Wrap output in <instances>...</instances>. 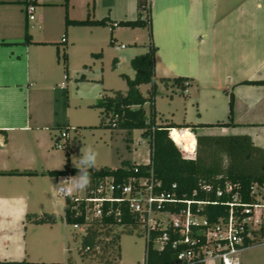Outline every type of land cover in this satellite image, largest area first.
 <instances>
[{"label": "crops", "instance_id": "crops-1", "mask_svg": "<svg viewBox=\"0 0 264 264\" xmlns=\"http://www.w3.org/2000/svg\"><path fill=\"white\" fill-rule=\"evenodd\" d=\"M147 1L150 26L130 27L117 23L137 18L138 0H68L67 4L64 0H0V261L64 264L69 258L71 241L77 236L66 227L65 202L56 193L63 176L47 174L62 169L67 161V149L56 143L64 138L61 132L67 134L73 125L59 122L58 116L68 114L78 100L96 108L87 103L112 89L106 75L133 77L131 58L150 45L157 47L156 77L188 78L184 89L171 81L157 82V89L165 90L169 98L161 107L156 92L155 120L159 115L165 119L157 124L227 121L232 94L235 126L173 127L172 136L174 130L191 131L196 142L199 134H245L264 149V84L243 83L264 81V0ZM29 4L35 6L31 20L26 13ZM66 16L71 20L105 18L106 24L67 26ZM25 26L30 43L24 42ZM190 38L198 46L194 54ZM197 53L200 60L194 66ZM172 58L189 72L175 70ZM87 69L93 72L91 79L104 87L96 93L95 84L94 94L76 96L74 88L81 83L72 80L90 79L84 73ZM79 73V78L74 76ZM180 110L184 119L176 121ZM192 110L196 120L189 118ZM67 147L69 153L68 138ZM122 161L137 163L130 158ZM13 171L36 173H9ZM44 213L54 214L55 222L27 219V215ZM257 246L264 249V243ZM254 247L243 251L242 264H253Z\"/></svg>", "mask_w": 264, "mask_h": 264}, {"label": "trees", "instance_id": "trees-1", "mask_svg": "<svg viewBox=\"0 0 264 264\" xmlns=\"http://www.w3.org/2000/svg\"><path fill=\"white\" fill-rule=\"evenodd\" d=\"M68 0H64L67 4ZM149 11L147 0H138V16L133 20L119 21L117 24L130 27L150 26L149 18H143V12ZM65 24L73 25H105L106 19L92 20L89 17L83 20H71L67 16ZM24 42L30 43L31 36L25 26ZM157 47L150 45L144 53L134 55L130 60L131 68L134 71L133 77L121 74L127 88L125 91L114 90L111 94L103 92L94 107L100 109V126L111 128L142 130L141 135L148 139L150 157L148 163H130L122 161L117 168L108 166L95 167L90 169L91 181L103 175H115L120 179L133 172V168L139 169V174H148L152 169L154 176L161 181L163 188H168L172 183L177 185L178 194L185 193L190 196L192 190L200 183L222 184L225 180L238 183L242 191L248 190L253 182L264 183V149L253 144L251 138L245 134L229 135H196V149L193 153L182 144L170 137L169 130L173 127H194V126H235L233 120L234 97L229 95L228 119L212 124L199 125H176L175 123L157 124L153 100L157 92V82L167 84L171 81L180 89H184L186 77H161L154 73L155 54ZM64 63L66 64V56ZM243 83L264 84V81H243ZM141 84H150L148 95L145 96L139 89ZM150 102V113L144 108L146 102ZM67 136V135H66ZM65 136V138H66ZM63 148L67 149V161L64 167L59 170H50L47 174L51 176L77 175L78 169L68 162L67 138L63 143ZM12 174H35L36 172H9ZM69 206H64V217L68 224L75 221L80 222V218H72L69 214ZM211 219L216 218V211L219 208L213 206ZM27 219L34 223H53L55 215L44 213L40 216L27 215ZM131 232V231H128ZM120 233L115 232L112 227H92L88 233L80 239L78 252L83 255H95L99 252L100 257L104 253L114 254L120 259ZM108 255V254H107ZM176 250L167 248L158 252L151 249L148 253L146 264H173ZM112 264V259H105ZM70 262V258H68ZM0 264H38L26 261H0ZM61 264V263H53Z\"/></svg>", "mask_w": 264, "mask_h": 264}, {"label": "built area", "instance_id": "built-area-1", "mask_svg": "<svg viewBox=\"0 0 264 264\" xmlns=\"http://www.w3.org/2000/svg\"><path fill=\"white\" fill-rule=\"evenodd\" d=\"M34 11L33 4L26 6L30 20ZM143 18H149L148 9ZM66 135L63 130L61 136ZM69 176L74 175H63ZM56 193L69 206L70 217L80 218L69 224L79 239L92 227L136 230L144 236L146 259L151 249L172 248L173 264H242L245 249L264 243V183L253 182L246 191L229 180L200 183L187 196L178 194L175 183L163 188L152 169L139 174L134 167L120 179L112 174L97 177L85 192L71 198L57 186ZM213 206L219 208L215 219L210 217Z\"/></svg>", "mask_w": 264, "mask_h": 264}, {"label": "rangeland", "instance_id": "rangeland-1", "mask_svg": "<svg viewBox=\"0 0 264 264\" xmlns=\"http://www.w3.org/2000/svg\"><path fill=\"white\" fill-rule=\"evenodd\" d=\"M191 44V53L197 52L196 48H198L197 44L193 39L190 38ZM197 46V47H196ZM192 54V56H193ZM200 54V53H199ZM197 53V58L193 56V65H197L200 60V55ZM202 58H204L202 56ZM172 67L178 72H189L186 69H183V64L178 59H171ZM112 60L109 61V65L112 66ZM183 64V65H182ZM191 67L192 64L190 63ZM88 78L90 79H73L72 81L75 84L81 83L80 87L74 88L76 96H89L94 94L95 89H93V85L96 86V93L100 92L104 85H101L99 81H94L91 79L89 73V69L84 72ZM178 75H184V73H178ZM77 78L80 77L79 74H75ZM106 78L108 79L109 88L111 90H107V93H112V90H121L124 91L127 88L125 80L118 78L116 74H107ZM199 81L202 82L199 77H197ZM202 78V77H201ZM198 82V83H201ZM85 83V84H84ZM87 86V87H86ZM111 86V87H110ZM201 87V84H199ZM150 89V84H143L141 86L142 93L147 96L148 91ZM157 94L160 95L159 104L161 107L166 105L168 102V96H166L165 90L157 89ZM178 95V94H177ZM98 97H95L92 100H89L87 104H95L97 102ZM77 101V100H76ZM84 101L72 102L71 108L68 114L64 112H60L58 116L59 122H64L67 124V121L73 125V127L68 128L67 138L69 140L70 145V164L74 166V164L78 163V158L81 155L80 149L87 148V146L91 145L96 152L97 156V166H110L115 167L119 166L122 160L126 158H130L135 160L137 163H147L149 160V143L148 139L141 135L139 129L133 130H125L118 128H111L106 126H100V110L96 108H92L89 106H83ZM80 104L82 107H78ZM144 108L147 112V115L150 113V102H146ZM181 111V110H180ZM184 110L178 112L176 117H174L176 121H181L184 119ZM196 111V110H195ZM192 110L190 119L196 120V112ZM181 113V114H180ZM190 114V113H189ZM160 116V115H159ZM157 117L156 121L163 122L164 118ZM130 131V132H129ZM200 135V134H199ZM173 138L179 144L184 145L189 150V145L195 143L194 136L191 131L185 132L184 130H174ZM65 137L60 139V142L65 141ZM141 139V143H138V140ZM60 221V217H58ZM66 227L69 231H73L72 227L69 224H66ZM114 231L120 233V259L117 258L114 254L104 253L103 257H100L99 252L95 255H81L78 252V247L80 246V240L78 233H76L77 238L71 241V252L69 255L70 262L65 260L64 264H110L105 261L108 257L112 259V264H146V256H145V240L144 236L139 231H131L128 232L126 230H122L120 228H115ZM252 248L251 251H254V255L252 257L253 264H264V249L262 246H257ZM254 249V250H253ZM108 254V255H107ZM244 255L242 258L244 259Z\"/></svg>", "mask_w": 264, "mask_h": 264}, {"label": "clouds", "instance_id": "clouds-1", "mask_svg": "<svg viewBox=\"0 0 264 264\" xmlns=\"http://www.w3.org/2000/svg\"><path fill=\"white\" fill-rule=\"evenodd\" d=\"M169 71L173 70L170 66ZM81 155L78 158V163L74 166L78 169L75 176L62 177L56 184L58 190L62 192L65 197L71 198L74 195L85 192L91 185L90 169L96 167L98 153L91 146L80 149Z\"/></svg>", "mask_w": 264, "mask_h": 264}, {"label": "bare ground", "instance_id": "bare-ground-1", "mask_svg": "<svg viewBox=\"0 0 264 264\" xmlns=\"http://www.w3.org/2000/svg\"><path fill=\"white\" fill-rule=\"evenodd\" d=\"M194 146H195L194 144H190V145H189V151H192L193 148H194Z\"/></svg>", "mask_w": 264, "mask_h": 264}]
</instances>
